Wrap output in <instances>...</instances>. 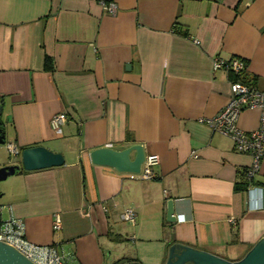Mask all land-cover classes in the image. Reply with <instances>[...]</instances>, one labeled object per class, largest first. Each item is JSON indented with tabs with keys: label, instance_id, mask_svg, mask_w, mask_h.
<instances>
[{
	"label": "crops",
	"instance_id": "crops-1",
	"mask_svg": "<svg viewBox=\"0 0 264 264\" xmlns=\"http://www.w3.org/2000/svg\"><path fill=\"white\" fill-rule=\"evenodd\" d=\"M115 1L113 14L100 0H0V165L21 163L13 145L66 160L1 182L0 223L13 211L70 264H167L173 243L242 258L264 238V155L238 187L251 152L201 118L225 106L235 80L218 56L242 57L264 90V0ZM239 124L258 128L261 110L244 109ZM135 142L160 155L153 177L91 158ZM129 207L135 221L121 217Z\"/></svg>",
	"mask_w": 264,
	"mask_h": 264
},
{
	"label": "built area",
	"instance_id": "built-area-1",
	"mask_svg": "<svg viewBox=\"0 0 264 264\" xmlns=\"http://www.w3.org/2000/svg\"><path fill=\"white\" fill-rule=\"evenodd\" d=\"M100 1L107 12L113 14L117 12L118 4L115 0ZM221 66L241 72L246 68V62L242 57L232 56L225 59L218 56L214 59V67ZM246 108H259L261 110V125L250 131L245 130L239 124V116ZM67 119V112L61 111L53 115L51 122L53 127L60 130ZM201 120L229 135L236 149L251 152L253 161L247 171L248 177L251 179L259 169L264 155V90L242 80H233L230 98L225 106L216 114L202 117ZM11 149L12 153L20 152V148L16 145L11 146ZM159 161L160 155L158 153L153 152L146 155L141 171L143 175L153 177V166ZM56 217L55 225L60 227L61 218L60 216ZM121 217L135 221L136 211L133 207H129L121 213ZM0 240L13 245L37 264H70L56 244H44L31 240L26 234L25 221L13 211L0 223Z\"/></svg>",
	"mask_w": 264,
	"mask_h": 264
},
{
	"label": "water",
	"instance_id": "water-1",
	"mask_svg": "<svg viewBox=\"0 0 264 264\" xmlns=\"http://www.w3.org/2000/svg\"><path fill=\"white\" fill-rule=\"evenodd\" d=\"M5 142V132L0 125V143ZM135 150V155L132 151ZM21 163L0 166V180L17 173L21 168L26 170L38 169L65 163V155L45 144L25 146L20 150ZM95 163L112 165L119 171L140 173L146 158V149L140 142L129 144L123 148L105 145L93 148L90 152ZM175 199L167 200V219H177L175 213ZM1 209V208H0ZM192 261L194 264H264V238L260 239L242 258L230 259L213 252L188 247L182 243H173L167 264H179ZM0 264H37L23 252L8 242L0 240ZM123 264H141L140 261L125 262Z\"/></svg>",
	"mask_w": 264,
	"mask_h": 264
},
{
	"label": "trees",
	"instance_id": "trees-1",
	"mask_svg": "<svg viewBox=\"0 0 264 264\" xmlns=\"http://www.w3.org/2000/svg\"><path fill=\"white\" fill-rule=\"evenodd\" d=\"M231 69V68H229ZM231 72L233 73V78L235 80H242V81H245L249 84H253L256 86V78L253 76L249 77L246 75L245 73V69L242 70L241 72H237L233 69H231ZM24 170V169H23ZM247 171H248V168H246V170L242 173V179L238 182V187H241V188H246L248 185H250L251 183H253V177L250 179L248 177V174H247Z\"/></svg>",
	"mask_w": 264,
	"mask_h": 264
},
{
	"label": "rangeland",
	"instance_id": "rangeland-1",
	"mask_svg": "<svg viewBox=\"0 0 264 264\" xmlns=\"http://www.w3.org/2000/svg\"><path fill=\"white\" fill-rule=\"evenodd\" d=\"M5 145H7L6 142H4V143H0V152H1V151L4 152V149L6 148ZM9 154H10V152H7V155H9ZM11 155H13V157H14L16 154H12V153H11L9 156H11ZM0 166H1V165H0ZM6 179H7V178H6ZM6 179L0 180V183H1V182H4ZM0 207H1V204H0ZM155 259H156L155 257H153V258H143V260H142V264H157V262H156Z\"/></svg>",
	"mask_w": 264,
	"mask_h": 264
},
{
	"label": "flooded vegetation",
	"instance_id": "flooded-vegetation-1",
	"mask_svg": "<svg viewBox=\"0 0 264 264\" xmlns=\"http://www.w3.org/2000/svg\"><path fill=\"white\" fill-rule=\"evenodd\" d=\"M179 264H194L192 261H185V262H182V263H179Z\"/></svg>",
	"mask_w": 264,
	"mask_h": 264
}]
</instances>
